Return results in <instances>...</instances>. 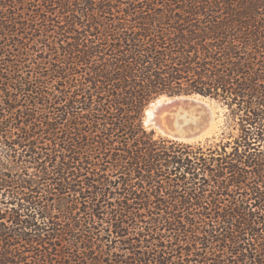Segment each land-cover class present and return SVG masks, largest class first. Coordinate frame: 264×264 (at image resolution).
Masks as SVG:
<instances>
[{"label": "trees", "instance_id": "1", "mask_svg": "<svg viewBox=\"0 0 264 264\" xmlns=\"http://www.w3.org/2000/svg\"><path fill=\"white\" fill-rule=\"evenodd\" d=\"M0 264H264V0H0Z\"/></svg>", "mask_w": 264, "mask_h": 264}, {"label": "water", "instance_id": "2", "mask_svg": "<svg viewBox=\"0 0 264 264\" xmlns=\"http://www.w3.org/2000/svg\"><path fill=\"white\" fill-rule=\"evenodd\" d=\"M163 97L172 101L158 110L159 118L154 122H146L145 111L146 125L155 127L165 137L184 142H200L216 133L219 111L213 99L199 94L161 95L151 103ZM165 111L167 113L163 115Z\"/></svg>", "mask_w": 264, "mask_h": 264}, {"label": "bare ground", "instance_id": "3", "mask_svg": "<svg viewBox=\"0 0 264 264\" xmlns=\"http://www.w3.org/2000/svg\"><path fill=\"white\" fill-rule=\"evenodd\" d=\"M171 101L172 99L163 97L155 101L154 103H151V105L148 106L146 109V112H147L146 122L151 123V122L156 121V119L159 118L158 110L164 107L168 102H171Z\"/></svg>", "mask_w": 264, "mask_h": 264}, {"label": "rangeland", "instance_id": "4", "mask_svg": "<svg viewBox=\"0 0 264 264\" xmlns=\"http://www.w3.org/2000/svg\"><path fill=\"white\" fill-rule=\"evenodd\" d=\"M213 103H214V105H215V107H216V110L217 111H219V123H218V128H217V130H216V133L213 135V136H218L219 135V133L221 132V130H222V128H223V124H224V120H225V117H224V109L217 103V101L216 100H214L213 99ZM167 112L165 111L164 113H163V115L164 114H166ZM146 124V123H145ZM149 129H154L155 130V132L158 134V135H162L160 132H159V130L158 129H156L155 127H152V126H150V125H146ZM213 136H211V137H213ZM204 141V140H203Z\"/></svg>", "mask_w": 264, "mask_h": 264}]
</instances>
